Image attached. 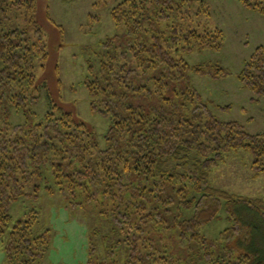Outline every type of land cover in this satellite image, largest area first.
<instances>
[{"label": "trees", "instance_id": "16d2710c", "mask_svg": "<svg viewBox=\"0 0 264 264\" xmlns=\"http://www.w3.org/2000/svg\"><path fill=\"white\" fill-rule=\"evenodd\" d=\"M28 1L0 0V249L10 264H37L52 244V231L34 233V220L18 221L8 233L14 204L39 199L24 189L43 171L55 183L46 186L50 196L60 192L71 208H99L104 227H94L91 238L102 234L107 248L100 262L93 248L88 264H264V198L230 193L210 181L226 156L240 150L252 155V170L264 174V133L219 120L191 82V73H210L172 54L180 48L221 51L223 31L174 29L166 36L164 30L149 44L101 61L97 75L91 66L85 81L91 108L112 118L106 148L94 156L96 133L49 98L44 117L33 121L30 106L40 97L33 94L36 74L29 69L37 56L46 57V44L34 0L32 26H13L11 17ZM196 1L205 0H124L113 16L133 39L144 22L167 24L168 11L181 13ZM238 1L251 10L264 3ZM228 74L217 69L212 77ZM240 80L254 99L264 97V45L246 61ZM223 209L230 226L216 240L201 236L199 228Z\"/></svg>", "mask_w": 264, "mask_h": 264}, {"label": "rangeland", "instance_id": "374dc122", "mask_svg": "<svg viewBox=\"0 0 264 264\" xmlns=\"http://www.w3.org/2000/svg\"><path fill=\"white\" fill-rule=\"evenodd\" d=\"M30 1L22 10L11 12L13 26H32L33 16L28 9ZM123 3L124 0H34L35 19L43 31L47 50L46 57L37 56L29 69L36 74L35 86L31 90L40 97L37 104L30 106L35 112L34 122L44 117L49 109V98L57 109L71 113L96 133L98 145L93 152L94 156H99V152L106 148L105 136L112 118L91 108L90 93L85 85L90 67H93L92 75H97L101 61L121 56L131 47L149 44L152 36L164 30L166 36H170L174 29L184 32L188 28L199 31L218 28L224 33L221 51L206 47L184 53L180 48L178 52L174 49L172 54L210 73H191V82L219 120L237 121L252 135L264 133V97L254 99L253 93L240 80L246 61L264 45V3L251 10L238 0L190 2L181 8V13L180 8L168 11L171 17L167 24L144 22L133 39L128 36L125 23H117L113 16V10ZM156 11L161 13L159 9ZM107 42L113 47L105 50L103 46ZM217 69L229 74L214 78L212 75ZM20 115L15 112L16 122L20 121ZM4 129L10 131L7 126ZM252 160V155L245 150L229 153L225 162L214 170L211 183L237 195L264 198V174L252 170ZM47 185L55 187L51 173L43 171L42 179L34 178L24 189L26 195L39 194V199L23 197L14 204V221L8 233L21 220H34V233L45 228L52 231L54 237L49 252L37 264H88L93 248L95 258L100 262L107 242H103L102 234L98 239L91 238L94 227H104L99 208H71L60 192L50 196ZM229 226L223 209L217 220L200 227L198 232L216 240ZM0 264H10L3 246Z\"/></svg>", "mask_w": 264, "mask_h": 264}]
</instances>
